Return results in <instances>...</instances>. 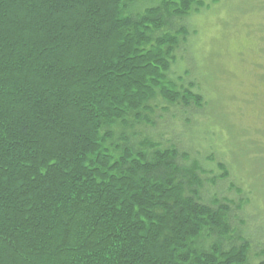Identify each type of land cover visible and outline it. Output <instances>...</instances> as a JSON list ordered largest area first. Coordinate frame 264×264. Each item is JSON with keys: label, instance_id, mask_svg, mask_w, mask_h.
I'll return each instance as SVG.
<instances>
[{"label": "trees", "instance_id": "obj_1", "mask_svg": "<svg viewBox=\"0 0 264 264\" xmlns=\"http://www.w3.org/2000/svg\"><path fill=\"white\" fill-rule=\"evenodd\" d=\"M225 1L0 0V264H264V144L215 145L197 49Z\"/></svg>", "mask_w": 264, "mask_h": 264}, {"label": "rangeland", "instance_id": "obj_2", "mask_svg": "<svg viewBox=\"0 0 264 264\" xmlns=\"http://www.w3.org/2000/svg\"><path fill=\"white\" fill-rule=\"evenodd\" d=\"M232 2L226 0L227 6L221 12L215 11L213 18H203L197 48L198 53L204 54L200 58L205 60L201 65L203 75L212 82L214 96L224 113L217 106L218 118L209 126L217 147L224 146L221 137L229 136L228 126L240 130L236 143L264 144V102L260 96L264 90V0ZM253 92L257 93L255 103ZM217 131L220 133L214 135ZM232 137L237 138L234 134ZM233 192L229 194L232 196Z\"/></svg>", "mask_w": 264, "mask_h": 264}]
</instances>
